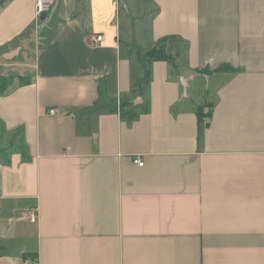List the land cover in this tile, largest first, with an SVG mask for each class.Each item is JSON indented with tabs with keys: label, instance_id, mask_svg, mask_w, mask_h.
<instances>
[{
	"label": "crops",
	"instance_id": "0c3cea01",
	"mask_svg": "<svg viewBox=\"0 0 264 264\" xmlns=\"http://www.w3.org/2000/svg\"><path fill=\"white\" fill-rule=\"evenodd\" d=\"M36 1L0 8V264H264V0Z\"/></svg>",
	"mask_w": 264,
	"mask_h": 264
},
{
	"label": "trees",
	"instance_id": "16d2710c",
	"mask_svg": "<svg viewBox=\"0 0 264 264\" xmlns=\"http://www.w3.org/2000/svg\"><path fill=\"white\" fill-rule=\"evenodd\" d=\"M9 0H0V8L3 7ZM168 38H164L159 40L151 49H149L147 52H145L142 56H140V63L145 70V77L144 81L145 83H148L149 81V67L152 62H165L169 68L170 71L173 74H178L179 72V66L176 63V59L171 54L167 53L166 50V44H167ZM217 72V71H216ZM219 72V70H218ZM199 73H202L203 75L207 74L208 76H211V72L209 70L200 71ZM129 106V104H121L118 106L119 113L121 114V109H123L124 106ZM205 111V112H204ZM130 117H136L137 113L130 110L128 112ZM211 113V104L202 105L198 107L195 110V114L197 117V123H198V136H201V132L203 129V120L206 116H209Z\"/></svg>",
	"mask_w": 264,
	"mask_h": 264
},
{
	"label": "built area",
	"instance_id": "2783aa9c",
	"mask_svg": "<svg viewBox=\"0 0 264 264\" xmlns=\"http://www.w3.org/2000/svg\"><path fill=\"white\" fill-rule=\"evenodd\" d=\"M52 3H53V0H37L36 1V16L38 19H40L43 15L46 16V14L50 11ZM102 41H103L102 36H94V37L88 38V42H90L91 44H99ZM48 114L49 115L56 114V111L53 109L48 110ZM209 123H210V117L206 116L203 120V124H204V126H207ZM134 163L138 167L143 166V162L141 160L136 159V160H134ZM35 219H36L35 214L31 212L29 215L30 222H35Z\"/></svg>",
	"mask_w": 264,
	"mask_h": 264
},
{
	"label": "rangeland",
	"instance_id": "374dc122",
	"mask_svg": "<svg viewBox=\"0 0 264 264\" xmlns=\"http://www.w3.org/2000/svg\"><path fill=\"white\" fill-rule=\"evenodd\" d=\"M131 5H132V7H141V6H143L142 5V0H134V1H132V3H131ZM203 83V82H202ZM201 84V83H200ZM196 92V91H195ZM201 92L202 91H199L198 93H199V95H197L199 98L201 97L200 95H201Z\"/></svg>",
	"mask_w": 264,
	"mask_h": 264
},
{
	"label": "water",
	"instance_id": "95a60500",
	"mask_svg": "<svg viewBox=\"0 0 264 264\" xmlns=\"http://www.w3.org/2000/svg\"><path fill=\"white\" fill-rule=\"evenodd\" d=\"M44 19H45V15H43V16L41 17V20H44ZM183 86L185 87V90H186L187 85H186L185 81H183Z\"/></svg>",
	"mask_w": 264,
	"mask_h": 264
}]
</instances>
